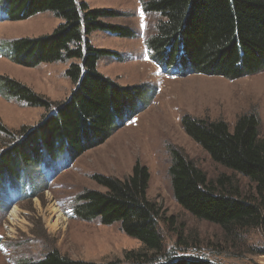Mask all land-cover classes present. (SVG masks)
Wrapping results in <instances>:
<instances>
[{
	"label": "trees",
	"instance_id": "trees-1",
	"mask_svg": "<svg viewBox=\"0 0 264 264\" xmlns=\"http://www.w3.org/2000/svg\"><path fill=\"white\" fill-rule=\"evenodd\" d=\"M137 1L145 13L162 19L147 48L151 60L164 70L230 81L264 71V0ZM5 4L7 21H23L45 12L63 20L49 35L13 41L8 58L25 68L69 62L65 76L74 89L65 100L53 103L0 77V95L5 99L46 112L37 125L17 132L0 122V133L13 140L0 151V187L23 182L31 167L39 169L62 156L69 166L103 145L146 110L154 90L146 84L121 86L97 70L101 58L115 54L94 48L89 36L95 31L132 35L126 27L104 22L118 17V12L92 9L80 0H5ZM180 124L215 164L246 178L253 193L242 194L226 176L209 180L181 149L170 148L168 175L175 202L192 217L218 226L226 239L247 230L264 231V137L257 114L238 116L232 127L224 120L190 115L183 116ZM148 180L147 169L139 163L122 179L94 175L92 181L102 190H83L73 206L78 220L119 224L125 235L143 245L140 251L95 263L51 250L40 260L24 264H214L207 259L172 258L165 251L158 228L161 208L147 198Z\"/></svg>",
	"mask_w": 264,
	"mask_h": 264
},
{
	"label": "rangeland",
	"instance_id": "rangeland-1",
	"mask_svg": "<svg viewBox=\"0 0 264 264\" xmlns=\"http://www.w3.org/2000/svg\"><path fill=\"white\" fill-rule=\"evenodd\" d=\"M80 1L92 9L118 12V17L104 22L132 32L130 37L102 31L89 36L94 48L115 54L98 61V72L121 86L152 87V101L103 145L69 166L62 156L39 169L29 168L23 182L0 187V264L35 262L51 250L74 260L95 263L123 259L126 252L140 251L143 245L125 235L119 224L104 226L97 220L85 222L73 215L75 199L83 190H102L92 176L122 179L132 173L136 163L148 171L147 198L161 208L158 228L170 257L207 259L214 264H264L263 230H247L226 239L218 226L198 220L180 208L173 198L168 175L170 148H178L209 180L226 176L239 186L242 194L253 193L246 178L215 164L186 136L180 122L183 116L190 115L224 120L232 127L238 116L254 112L264 137V71L230 81L164 70L151 60L147 48V41L162 21L159 15L145 13L137 0ZM5 14V0H0V77L14 80L53 103L65 100L74 89L65 76L69 62L25 68L8 58L13 41L49 35L63 20L45 12L11 22ZM45 113L42 108L0 95V122L9 131L34 127ZM12 141L0 133V151Z\"/></svg>",
	"mask_w": 264,
	"mask_h": 264
}]
</instances>
